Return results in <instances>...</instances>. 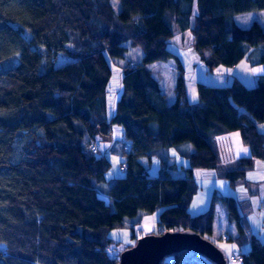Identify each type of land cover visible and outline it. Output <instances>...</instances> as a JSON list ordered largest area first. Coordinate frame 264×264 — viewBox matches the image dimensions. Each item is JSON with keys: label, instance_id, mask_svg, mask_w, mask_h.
<instances>
[{"label": "trees", "instance_id": "16d2710c", "mask_svg": "<svg viewBox=\"0 0 264 264\" xmlns=\"http://www.w3.org/2000/svg\"><path fill=\"white\" fill-rule=\"evenodd\" d=\"M118 2L115 10L112 0H0V60L18 55L14 67L0 71V264H115L108 231L156 210V234L191 228L207 237L217 204L245 232L232 196L214 190L208 209L194 216L187 207L197 189L193 168L219 162L216 135L238 131L251 150L224 173L231 186L254 158H264V133L256 129L264 121V75L251 87L237 78L224 86L197 81L198 104H191L167 41L174 29L188 30L207 70L231 66L249 47H264L261 22L242 27L233 15L264 9V0ZM125 43L142 57L121 66V92L108 118L104 51L121 58ZM58 53L71 60L55 66ZM169 59L176 69L172 102L147 67ZM113 125L123 130L124 173L107 179L108 157L88 145L110 136ZM182 143L193 150L183 175L173 176L169 148ZM151 157L159 161L155 175L148 172ZM242 241L249 249L241 263L264 264V243L250 232ZM162 264L213 263L185 251Z\"/></svg>", "mask_w": 264, "mask_h": 264}, {"label": "crops", "instance_id": "0c3cea01", "mask_svg": "<svg viewBox=\"0 0 264 264\" xmlns=\"http://www.w3.org/2000/svg\"><path fill=\"white\" fill-rule=\"evenodd\" d=\"M257 12L258 13H248L251 15H247L248 17L246 21L249 23L252 20H258L264 27V9L257 10ZM192 13L193 15L195 14L193 11ZM236 18H238V15L234 14L233 20L236 21ZM189 24L192 26L193 17L190 18ZM239 26H242V24H239ZM191 46L192 44L190 42L188 30L181 32L174 29L173 36L167 41V48L178 56L182 64L184 79L187 75L196 77L197 70L204 65L200 61L196 52L191 49ZM215 68H219L218 70L223 73V78L219 81H209L207 77L210 73L207 72L204 76L203 82L221 86L225 84L227 85L234 78H237L245 86L248 85L247 87L254 86L258 79L264 75V47H249L246 55L237 63L231 66L218 65ZM189 93L190 94L188 96L186 95L189 103H196L197 99L194 91ZM119 94L112 100L106 98V115L108 118L114 113L115 103ZM167 100L168 102H172L174 99L173 97H170L169 99L167 98ZM256 129L257 131L264 133V121L258 123L256 125ZM114 131L116 132V135H118L117 130ZM121 131L123 137V130L121 129ZM108 138L110 139V137L107 136L104 140ZM214 141L216 148L218 143L223 142L222 144H224V149H229V152L226 154L227 159L221 160L219 157V162L214 168H193V177L195 179L197 189L191 198L187 211L192 216L206 211L209 207L211 195L214 190L221 195L232 196L237 205V211L243 230L246 233H252L262 243H264V158H254L252 160V164L246 169L244 176L235 180L234 186H231L225 178L224 173L234 167V163L238 158L250 156L251 150L247 145L242 143L238 131H230L216 135L214 137ZM112 143L107 147H103L101 152L118 151L117 147ZM172 149H174V151ZM244 149H247V151L245 152ZM192 150L193 146L189 143H182L169 148V155L170 151L173 152L174 155V158L171 160V163L173 164L170 167V173L171 171L172 173L178 172V169L180 168L181 172H184V168L188 166V160L187 163H184L180 162L176 158L181 157L183 159H187L186 154ZM152 159L153 157H151L150 162L147 163L148 167H150L149 164H151ZM159 171L160 169L158 168L156 174H158ZM213 211L212 229L210 233L206 234V236L212 242L215 240H222L219 242L227 243L230 248V255L232 253H238V251L239 253H246L249 249V243L247 241H242L245 236V232L241 234L237 226L233 222L229 221L225 207L222 204H217ZM155 212L158 216L159 210H156ZM241 246H243V249Z\"/></svg>", "mask_w": 264, "mask_h": 264}, {"label": "rangeland", "instance_id": "374dc122", "mask_svg": "<svg viewBox=\"0 0 264 264\" xmlns=\"http://www.w3.org/2000/svg\"><path fill=\"white\" fill-rule=\"evenodd\" d=\"M112 5L115 10H118L119 8V2L118 0H112ZM194 13H196V5L194 4L193 10ZM248 13H258L257 10H251L247 11L245 13H237L235 15H238V18H236L235 23L236 24H242V26H248L249 23L246 21L247 20V15H251ZM242 15V16H240ZM14 26H16V23H13ZM21 34L25 37H29V32L27 30H21ZM127 46V51L124 53L123 57L121 58H113L111 59L106 51H104V54L108 60L111 74L107 83L106 87V98L107 99H115L116 96L119 94L120 89H121V66L125 64H136L141 61L142 57V51L139 47H134L130 46L128 43H125ZM191 49L194 50L193 46H191ZM195 51V50H194ZM71 60V57L58 53L57 56L54 59V65L58 66L61 64H64ZM18 62V55L17 53L11 55L10 57L0 60V71H5L11 67H14ZM147 67L151 70L153 76L159 81L160 88L165 94V96L169 99L170 97H173L174 99V92H173V85H174V80L176 76V69L174 66V62L169 59L165 61H154L149 64H147ZM43 66H41L42 70ZM219 68H213L212 70H207L206 67L203 65L201 66L196 73L195 76H190L187 75L185 76V87H186V95L188 96L191 91H194L195 96H196V103L198 104V97H197V91H196V82L201 81L203 82L205 74L208 72V80H213V81H219L223 78V73L218 70ZM231 82V81H230ZM205 83V82H203ZM207 84V83H205ZM211 85V84H207ZM226 85V84H225ZM211 86H216V85H211ZM224 86V85H221ZM248 86V85H247ZM109 100V101H111ZM193 103V104H196ZM113 129V130H112ZM110 133V139H105L101 141V148L109 146L112 141L113 145L119 149L121 147L122 143V131L121 127L118 125H113ZM114 130H117L118 135H116V132ZM239 133V132H238ZM223 143V142H222ZM218 143L217 145V152L221 160L227 159V152L228 150L224 149V144ZM174 151V149H172ZM106 156L108 157L110 161V168L105 174V177L107 179L122 176L124 171L122 170L120 166V162L124 158L123 154L121 153V150L119 149L116 152H110V151H105L104 152ZM173 152L170 151V161L174 158L173 157ZM177 160L180 162L187 163V159H183L181 157H177ZM149 173L150 175H155L157 173V170L159 168V161L156 157H153L151 164H149ZM172 173V171H171ZM173 176H179L183 175L181 172V168L178 169V172H173ZM106 197H104L105 199ZM107 200V198H106ZM156 218H157V213L153 214H144L140 217V219L133 218V217H128L125 218L124 225L121 227L113 228L110 229L107 233L108 237L112 240L110 248H109V253L113 256L119 255V253L126 248L128 244H132L135 240V238H138L140 236H143L145 234H150L155 230V225H156ZM134 234V238H132V235ZM222 241V240H219ZM219 241H214V243L222 249L223 247V252L227 258V264H242L241 259H231L230 258V248L228 247L227 243H220ZM233 247V246H232ZM243 249V246H241ZM239 252V251H238ZM245 252V251H242ZM38 264V263H36Z\"/></svg>", "mask_w": 264, "mask_h": 264}, {"label": "water", "instance_id": "95a60500", "mask_svg": "<svg viewBox=\"0 0 264 264\" xmlns=\"http://www.w3.org/2000/svg\"><path fill=\"white\" fill-rule=\"evenodd\" d=\"M185 251L196 252L213 264H227L223 250L191 228L140 236L119 253L115 264H162L165 257Z\"/></svg>", "mask_w": 264, "mask_h": 264}, {"label": "built area", "instance_id": "2783aa9c", "mask_svg": "<svg viewBox=\"0 0 264 264\" xmlns=\"http://www.w3.org/2000/svg\"><path fill=\"white\" fill-rule=\"evenodd\" d=\"M110 137V136H109ZM88 149L90 151H93V152H97V151H101V141L99 139H93L90 141L89 145H88ZM124 149L125 150H129L130 149V144L129 143H126L124 145ZM241 256L242 254L241 253H232L230 255V258L231 259H241Z\"/></svg>", "mask_w": 264, "mask_h": 264}, {"label": "snow or ice", "instance_id": "6c2138e0", "mask_svg": "<svg viewBox=\"0 0 264 264\" xmlns=\"http://www.w3.org/2000/svg\"><path fill=\"white\" fill-rule=\"evenodd\" d=\"M244 151L246 152V151H247V149H244Z\"/></svg>", "mask_w": 264, "mask_h": 264}]
</instances>
